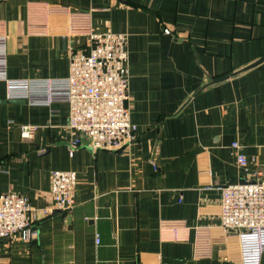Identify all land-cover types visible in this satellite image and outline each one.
Listing matches in <instances>:
<instances>
[{
  "label": "crops",
  "instance_id": "crops-1",
  "mask_svg": "<svg viewBox=\"0 0 264 264\" xmlns=\"http://www.w3.org/2000/svg\"><path fill=\"white\" fill-rule=\"evenodd\" d=\"M92 33L128 37L135 139L74 148L69 105L8 100L0 81V193L29 199L38 232L1 240L0 264H241L220 202L264 167V0H0L9 80L67 78ZM55 170L78 174L70 212Z\"/></svg>",
  "mask_w": 264,
  "mask_h": 264
},
{
  "label": "built area",
  "instance_id": "built-area-1",
  "mask_svg": "<svg viewBox=\"0 0 264 264\" xmlns=\"http://www.w3.org/2000/svg\"><path fill=\"white\" fill-rule=\"evenodd\" d=\"M170 33V31H167ZM126 34L92 33L88 49L72 50L69 75L65 79L9 80L5 70L6 39L0 37V81L7 84L8 100H23L34 106L69 105L68 128L76 135L74 148L117 151L135 139L129 100V55ZM35 126L22 127V136L31 139ZM238 164L247 170L250 161L242 146L234 143ZM255 164V161H253ZM78 174L55 170L51 195L56 209L72 211L77 205ZM221 227L236 232L240 241L241 264H262L264 257V167L247 174L238 183L222 188ZM29 199L17 193H0V241L38 239L31 221Z\"/></svg>",
  "mask_w": 264,
  "mask_h": 264
},
{
  "label": "water",
  "instance_id": "water-1",
  "mask_svg": "<svg viewBox=\"0 0 264 264\" xmlns=\"http://www.w3.org/2000/svg\"><path fill=\"white\" fill-rule=\"evenodd\" d=\"M262 62H264V58H263V59H261V61H259L258 63H256V64H255V65H253V66H257V65L261 64Z\"/></svg>",
  "mask_w": 264,
  "mask_h": 264
}]
</instances>
